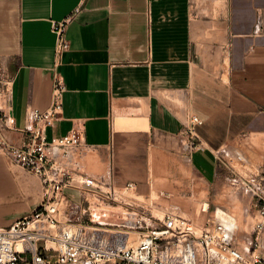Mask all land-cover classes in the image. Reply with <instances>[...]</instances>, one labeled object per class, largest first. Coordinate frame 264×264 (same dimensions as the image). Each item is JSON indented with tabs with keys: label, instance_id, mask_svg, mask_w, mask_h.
<instances>
[{
	"label": "crops",
	"instance_id": "crops-1",
	"mask_svg": "<svg viewBox=\"0 0 264 264\" xmlns=\"http://www.w3.org/2000/svg\"><path fill=\"white\" fill-rule=\"evenodd\" d=\"M67 16L69 48L55 68L50 22ZM55 70L66 91L46 134L82 130L91 150L80 160L90 174L110 167L116 185L134 182L141 194L164 180L178 191L169 192L172 200L219 181L225 171L216 151L238 147L259 160L253 139L264 131V0H0V88L10 79L6 106L15 128L29 108L49 107ZM193 115L205 149L183 156L179 135ZM2 132L22 141L15 130ZM0 167V226H7L16 216L6 212L21 215L33 204L8 210L16 197L7 194L28 196L32 180L13 179L3 157ZM32 186L40 196V183Z\"/></svg>",
	"mask_w": 264,
	"mask_h": 264
},
{
	"label": "built area",
	"instance_id": "built-area-1",
	"mask_svg": "<svg viewBox=\"0 0 264 264\" xmlns=\"http://www.w3.org/2000/svg\"><path fill=\"white\" fill-rule=\"evenodd\" d=\"M70 20L50 22L55 68L69 48ZM10 82L0 88V156L37 177L40 200L27 214L0 226V264H264V131L257 163L238 147L215 152L218 168L228 173L225 185L245 191L256 209L244 250L236 226L216 218L208 203L198 211L203 221L196 223L170 202L168 191L152 197V190L138 193L131 181L118 186L110 167L99 174L85 171L80 159L91 147L82 130L49 138L46 130L61 114L66 91L56 70L49 107L29 108L20 129L6 106ZM260 111L264 115V106ZM201 123L193 115L183 127L181 155L205 149L196 132ZM4 129L19 132L22 141H10Z\"/></svg>",
	"mask_w": 264,
	"mask_h": 264
},
{
	"label": "rangeland",
	"instance_id": "rangeland-1",
	"mask_svg": "<svg viewBox=\"0 0 264 264\" xmlns=\"http://www.w3.org/2000/svg\"><path fill=\"white\" fill-rule=\"evenodd\" d=\"M254 136L253 139V144L254 148L260 153L262 151L263 147V137L260 136L259 138V144L255 143V138ZM258 137V136H257ZM2 159V156H0ZM7 162V161H6ZM8 163V162H7ZM9 164V163H8ZM181 168L184 171L183 175H186L189 173V170H187V162L186 161H180ZM10 165V164H9ZM236 167L239 169V166L236 165ZM1 168V167H0ZM90 169V168H89ZM6 170L10 174V176L15 179L17 175L21 176L20 179L22 178L25 181H29L31 179L30 184V189L28 196H25L24 198L21 197V195H16L17 193H10L7 194V197L11 198L16 197V199L12 200L10 204H6L8 207H13L14 205H17L18 209L24 210L27 207V203L29 200L33 201V204L30 206V209L37 205L40 196L39 193L33 194V188L32 185H35L37 190L39 187V181L37 177L33 175H28L26 174L19 166L17 165H10V167H7ZM92 173H97V172H103V171H96L93 169H90ZM242 173V171H240ZM228 175L227 172H222L221 177L217 183L214 185H210L207 187L205 184H197L196 186L193 187V192L194 196L191 198H188L187 196L184 197H173V199L170 201L171 203L177 204L180 208L184 216L192 218L196 223H201L203 221L204 216L199 214L198 211L200 207H202V202H206L209 205V211H215L217 210L216 216L223 218V219H228L231 222H233V225L236 226V234L237 238L241 240L242 247L244 250L250 245V235L252 233V228H253V223L256 221V209L249 197V195L243 191V190H234L230 189L225 185V180L226 176ZM158 180L157 183L158 185L152 187V197L155 195L156 191H161L165 190L170 192L171 194H177V190L168 188L166 187V182L162 180ZM164 182V183H163ZM180 185V183H178ZM183 188V187H181ZM137 192L141 193L144 192V187L139 186L137 188ZM201 204V205H200ZM1 206V202H0ZM2 207V206H1ZM191 208V213L188 212V209ZM30 209L19 215L20 213L18 211H15L14 209H10V211L6 212L7 215L10 216H22L27 214ZM223 212H225L224 215Z\"/></svg>",
	"mask_w": 264,
	"mask_h": 264
},
{
	"label": "bare ground",
	"instance_id": "bare-ground-1",
	"mask_svg": "<svg viewBox=\"0 0 264 264\" xmlns=\"http://www.w3.org/2000/svg\"><path fill=\"white\" fill-rule=\"evenodd\" d=\"M132 127H133V126H132ZM129 128H130V127H129ZM118 129H119V128H118ZM258 142H259V138H257V139L255 140V143H256V144H259ZM206 204H207L206 202H202V205H201V204H200V205H201V206H206ZM213 212L215 213V216L218 215V214H217V210H215V211H213ZM224 213H225V212H223V214H224ZM224 215H227V214H224ZM216 218H218L219 220L223 221L224 223H229V224H232V225H233V222H231V221L228 220V219H223V218H220V217H218V216H216Z\"/></svg>",
	"mask_w": 264,
	"mask_h": 264
}]
</instances>
